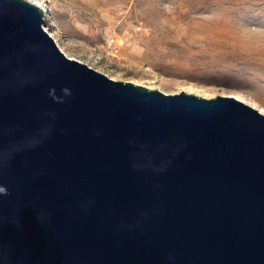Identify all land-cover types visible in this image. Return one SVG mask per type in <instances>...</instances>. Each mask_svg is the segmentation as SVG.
Instances as JSON below:
<instances>
[{"label":"water","instance_id":"water-1","mask_svg":"<svg viewBox=\"0 0 264 264\" xmlns=\"http://www.w3.org/2000/svg\"><path fill=\"white\" fill-rule=\"evenodd\" d=\"M44 16L0 0V264H264V113L112 78Z\"/></svg>","mask_w":264,"mask_h":264},{"label":"rangeland","instance_id":"rangeland-1","mask_svg":"<svg viewBox=\"0 0 264 264\" xmlns=\"http://www.w3.org/2000/svg\"><path fill=\"white\" fill-rule=\"evenodd\" d=\"M46 3L45 26L66 52L112 78L167 93L240 91L264 106V0Z\"/></svg>","mask_w":264,"mask_h":264},{"label":"bare ground","instance_id":"bare-ground-1","mask_svg":"<svg viewBox=\"0 0 264 264\" xmlns=\"http://www.w3.org/2000/svg\"><path fill=\"white\" fill-rule=\"evenodd\" d=\"M29 1L32 2V0H29ZM32 3L38 5L39 7H41V8L45 11V16H44V18H45V20H46V19L49 17V8L47 7L46 0H35V2H32ZM45 28H46L47 31L50 33V35H52V36L55 38V40H56L57 43L59 44L60 48H61V49H62V50L68 55V56H70V55L66 52L65 48L61 45L59 39L56 37V35H55L54 32L50 29V27H49V26H45ZM70 57H72V56H70ZM73 58H74V57H73ZM184 90H185L186 92H189V93H195V94H197V95L200 94L201 96L210 97L209 94H203V93L196 92V91L194 92V88H192V87H189V88L184 89ZM184 90H183V91H184ZM225 95H227V94H225ZM228 95H230V96H234V97H236V98H238V99H240V100H242V101H244V102H246V103H248V104H250V105H252V106H254V107H256V108H258L260 111H262V112L264 113V106H261V105L257 104L256 101H255L250 95L243 94V92H240V91H236V92H234L233 94H228Z\"/></svg>","mask_w":264,"mask_h":264},{"label":"clouds","instance_id":"clouds-1","mask_svg":"<svg viewBox=\"0 0 264 264\" xmlns=\"http://www.w3.org/2000/svg\"><path fill=\"white\" fill-rule=\"evenodd\" d=\"M32 2H35V0H32ZM64 93L67 95H71V91L67 88H65ZM0 194H3L5 196L9 195V189L6 186L0 185Z\"/></svg>","mask_w":264,"mask_h":264}]
</instances>
